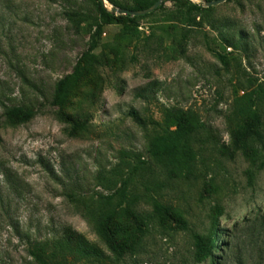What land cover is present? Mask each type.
Listing matches in <instances>:
<instances>
[{"label":"rangeland","instance_id":"1","mask_svg":"<svg viewBox=\"0 0 264 264\" xmlns=\"http://www.w3.org/2000/svg\"><path fill=\"white\" fill-rule=\"evenodd\" d=\"M99 21L97 0H0V264H39L35 244L47 264H264V145L237 141L253 110L264 122V0H166L94 35ZM15 106L32 118L10 119ZM180 115L195 129L176 166L148 145ZM110 206L124 256L92 219Z\"/></svg>","mask_w":264,"mask_h":264},{"label":"trees","instance_id":"2","mask_svg":"<svg viewBox=\"0 0 264 264\" xmlns=\"http://www.w3.org/2000/svg\"><path fill=\"white\" fill-rule=\"evenodd\" d=\"M114 7L125 8L118 4L115 0H108ZM158 0H134L135 8L133 10H143L152 6ZM211 1V0H205ZM98 9L100 14V21L95 24V33H101L104 26L112 23L117 18V13L111 11L109 8L105 7L101 0H97ZM160 8V7H159ZM131 9V8H129ZM158 9V8H157ZM131 14H128L130 17ZM97 47L96 40L93 36V40L88 51L80 58L74 71L71 74L66 75L56 85V94L54 103L62 105L64 103L67 91L69 87L77 82L82 75V70L84 65L92 61L94 54L92 51ZM223 58V56H221ZM264 99V89L260 88L258 90V101L259 99ZM7 116L14 120L25 122L32 118L33 112L30 109H25L21 106L11 107L7 110ZM250 120L244 123L239 130L237 141L247 142L249 140L258 141L260 144L264 145V122L261 111L253 110L249 116ZM174 129L166 130L162 133H156L152 136L148 145V152L150 156L158 160L168 161L176 166L186 165L191 159V147L189 145V138L194 132L195 127L193 124L183 115H180L173 122ZM126 194L125 189H122L120 195L124 197ZM112 195L107 196L108 200H111ZM110 203V201H109ZM112 204V203H110ZM156 211L164 213L165 216H169L167 207H164L160 203L155 205ZM117 213L116 207L110 206L105 210H102L100 214L93 213L92 219L94 220L96 229L100 236L103 238L104 242L108 248L114 252L117 256H124L128 252V247L123 246L118 243L115 239L110 223ZM178 227L182 229H187V222L184 220H177ZM214 238L206 241L204 236L197 234L195 236V247L197 253L200 257L210 256L212 254V249L214 246ZM47 249L46 245L35 244L30 248V253L35 257L39 264H47L43 250ZM86 255H98V250L95 248H84L80 250ZM56 253V250L53 252Z\"/></svg>","mask_w":264,"mask_h":264},{"label":"water","instance_id":"3","mask_svg":"<svg viewBox=\"0 0 264 264\" xmlns=\"http://www.w3.org/2000/svg\"><path fill=\"white\" fill-rule=\"evenodd\" d=\"M104 4L105 7L109 8L107 5H106V1L107 0H101ZM166 0H158L157 2H155L152 6H150L149 8H146V9H143V10H133V9H129V8H117V7H114L113 5L109 8L111 11L113 12H118V13H121V14H125V15H128V14H131V15H137V16H140V15H145V14H148V13H151L152 11L156 10L157 8H159L163 2H165ZM223 1L225 0H211V1H206V5L208 6H212V5H216V4H219V3H222Z\"/></svg>","mask_w":264,"mask_h":264}]
</instances>
